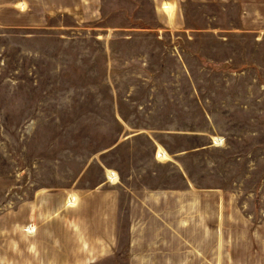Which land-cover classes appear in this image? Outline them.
Wrapping results in <instances>:
<instances>
[{
	"label": "rangeland",
	"instance_id": "obj_1",
	"mask_svg": "<svg viewBox=\"0 0 264 264\" xmlns=\"http://www.w3.org/2000/svg\"><path fill=\"white\" fill-rule=\"evenodd\" d=\"M96 1L80 19L0 24V246L36 200L45 244L76 220L122 249L127 189L193 186L211 194V264H264V34L234 29L217 2L179 0L180 27L165 28L152 0ZM28 3L0 0V15ZM110 171L121 183L102 184ZM105 190L119 199L110 223L90 216Z\"/></svg>",
	"mask_w": 264,
	"mask_h": 264
},
{
	"label": "crops",
	"instance_id": "obj_2",
	"mask_svg": "<svg viewBox=\"0 0 264 264\" xmlns=\"http://www.w3.org/2000/svg\"><path fill=\"white\" fill-rule=\"evenodd\" d=\"M28 1L29 9L25 13L12 10L8 17L0 15V24L42 26L51 14L59 12L70 13L80 19L83 5L89 6V15L94 14L93 8L97 5L96 0ZM198 1L202 2V6L217 2L220 11L229 6L233 8L234 29L241 33L264 34V0ZM178 3L179 0H152L155 14H164L165 17L164 21L157 17L155 21H162L165 28L180 27ZM110 172L115 180H110L106 173L102 184L121 183L119 176ZM78 196L75 191H69L66 203L78 207ZM210 200L209 190L193 186L181 189H127L123 205L127 231L122 249L117 246L116 234L110 231L103 238L93 235L86 239L83 237V226L79 227L75 219L72 229L63 230L64 236L67 233L66 236L70 237L68 242L73 244H66L67 237L62 234L63 245L54 248L45 244L50 229L39 220L36 211L38 202L34 200L29 204L31 212L25 225H17L13 230L17 232L18 243L0 246V264H211L210 246L203 241L210 234ZM90 205L92 214L89 215L93 217L97 214L98 222L101 219L110 223L119 212V199L114 190H105L95 196ZM216 221L218 223V214ZM33 222H36V228ZM96 225L91 224L92 233L97 229ZM216 247L215 257L218 258ZM212 263L219 264V261Z\"/></svg>",
	"mask_w": 264,
	"mask_h": 264
}]
</instances>
